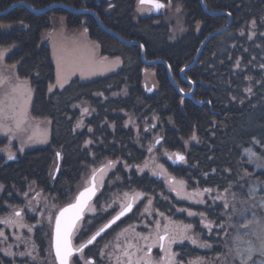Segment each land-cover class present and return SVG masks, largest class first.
<instances>
[{
  "label": "trees",
  "instance_id": "obj_1",
  "mask_svg": "<svg viewBox=\"0 0 264 264\" xmlns=\"http://www.w3.org/2000/svg\"><path fill=\"white\" fill-rule=\"evenodd\" d=\"M170 1L160 0L163 4ZM19 2L35 9L60 3L93 11L105 28L124 40L140 42L145 59L167 62L174 81L183 90L189 86L180 79L179 71L192 62L205 37L222 29L228 21L224 15H207L199 0H184L186 33L171 42L170 27L163 16H137V0H0V11ZM203 2L211 12L229 13L232 22L224 34L206 43L196 65L185 74L195 83L193 99L206 102L202 106H196L191 99H185L181 105L182 98L170 84L165 66L146 67L138 47L119 42L89 14L55 8L36 15L18 6L0 16V24L14 26L9 31L0 30V49L15 47L5 63L16 65L18 78L27 81L33 90L30 116L49 122L45 146L12 160L0 155V216L6 214L4 204L22 207L23 222L34 225L32 242L38 259L45 262L49 258L55 264L52 227L45 219L72 202L94 170L112 162L114 168L97 173L105 175L106 181L98 187L90 204L93 211L86 210L72 236L75 247L86 243L120 210L125 193L129 196L139 193L152 201L156 214H177V219L191 224L192 236L198 240L194 238L195 244L189 240V244L174 247L178 261L221 264L226 243L222 236L224 224L219 217L222 207L217 205L213 211L205 206L199 213L209 227H202L199 219L178 213L193 207L175 201L161 179L138 170L147 159L154 136H160V150L184 153L187 167H172L165 161L163 165L189 188L226 191L238 184L242 173H247L256 187L264 185V170L254 172V165L243 159V152L254 147L256 155L264 160V0ZM54 17L64 18L68 30L83 28L84 37L94 45L98 55L118 58L120 67L88 82L72 78L50 93L49 88L55 82L53 53L43 35L52 28L50 19ZM197 24L203 25L198 33ZM146 68L154 71L156 81L155 90L149 93L143 89ZM82 109L88 110L89 117L84 128L76 131ZM149 126L153 129L149 130ZM193 134L195 140L191 138ZM26 194L40 197L43 207L29 212L22 198ZM110 202L114 207L106 210ZM142 208L139 204L135 206L129 215L84 248L82 254L74 255L73 261L83 256V261L91 259L93 264H117L120 252L113 245L125 240L118 239L120 234L138 230L143 220ZM43 210L44 215L40 216ZM199 243L210 246L202 250ZM161 253L156 249L154 259L159 260ZM0 264L36 263L27 257L9 259L0 253Z\"/></svg>",
  "mask_w": 264,
  "mask_h": 264
},
{
  "label": "rangeland",
  "instance_id": "obj_2",
  "mask_svg": "<svg viewBox=\"0 0 264 264\" xmlns=\"http://www.w3.org/2000/svg\"><path fill=\"white\" fill-rule=\"evenodd\" d=\"M183 1L184 0H171L169 3L166 4V7L163 9L162 15L165 19V23H167L170 27V41L175 42L177 41L184 33H186L185 29V22H186V14L183 8ZM152 10H138V0L136 4V13L139 17H147ZM209 11V10H208ZM211 12V11H210ZM50 23L52 28L46 32L44 36V40H47L52 46V53H53V65L55 70V82L51 86V92L61 89L62 87L57 83V57L60 56L63 52L68 50H75L79 54H86L88 51L94 53L93 60L95 63L89 66L86 62L81 63L79 67L75 68L74 71H69L68 79L66 82L63 83V86L72 79L78 78L83 82H88L96 78L104 77L116 71L121 63L118 58H102L96 52V49L93 44H91L85 37H84V29H76V30H68L65 24V20L62 17H54L50 19ZM14 26L0 24V30L2 31H9ZM197 33L200 29L203 28L202 24H197ZM225 33V32H224ZM223 33V34H224ZM15 47L12 46L7 49H0V52L4 53L2 59H0V96H3L5 93H11V89L16 84H23L27 83L28 87L31 89V98L26 105L27 115L25 118V122L22 124L20 130H16L14 123L11 120L5 122L4 128H0V155L8 158V154L11 153L16 157L17 155H23L25 152L37 148L43 147L48 143L49 138V122L45 120H38L32 118L30 116V107L33 99V90L29 86L27 81L21 80L18 78L16 74V65H7L5 63L6 58L12 52ZM147 60V59H146ZM83 73V75L81 74ZM144 84L143 89L149 93L155 90L156 88V81L154 71L152 69H147L144 72ZM178 85V84H177ZM181 89V88H180ZM183 92H187L190 90H183ZM80 109V108H79ZM82 111V116L80 120L77 122L75 130L80 131L84 128V121L89 117V112ZM79 125V126H78ZM11 128V131L8 129ZM153 128L149 126V130ZM148 131V130H146ZM7 132V134H5ZM31 137V139H30ZM46 138V143L38 142L39 140ZM157 140L159 143H157ZM160 141L161 137L157 136L153 138L151 151L148 152L147 159L143 162L141 166H139L138 170L141 173H148L151 177L161 179L166 187V191L172 196V198L180 203H184L187 206L193 207L192 210L183 209L184 211H179V215H182L185 218H196L200 220L201 226L204 227V215H200L199 213L206 207H211L210 209L214 208L217 205L222 207V211L219 214L222 223L224 224V228L222 230V236L226 243L223 244V256L219 260L225 264H239L238 260H234L233 257L235 256L234 248L239 245L241 249H245L249 246V242H251L257 249V252L260 248V239L264 238V185L261 188L258 186L256 187L254 183H251V180L248 177L247 173L241 174V180L238 182L237 185H231L228 190L226 191H208L205 192L204 190H198L196 188H189L186 182L181 189L179 185V181H182L175 176H172L166 167L163 165L164 161L171 165L172 167H187L185 164V159L183 162H175V157L173 159H169L168 157L173 153L165 152L160 150ZM179 153L183 156L184 153L182 152H174ZM243 159L249 164L254 165V172H257L258 169L264 170V160L260 159L259 156L256 155L254 147L246 149L243 152ZM158 166L162 167L167 176L163 174L153 175V172L159 173ZM115 165H112L110 168H106L110 170L114 168ZM105 173V172H104ZM103 174V173H102ZM100 175V174H99ZM101 177V178H100ZM168 178L173 180V184L170 185L168 183ZM106 181V176H97L96 185L98 187H102V185ZM86 185V183H85ZM175 187L177 191L180 192V196L184 198H179L177 195V191H173L172 188ZM235 187V188H234ZM32 190L29 191V193ZM195 193H202V195H194ZM132 196V195H131ZM130 196V197H131ZM25 204L28 205L29 212L33 213L38 207H43V201L40 200V197L37 196H30L26 194L22 197ZM133 208L138 204L143 206L141 212V218L143 219L137 226L136 232L133 231V234L125 233L122 237L118 236V239L125 240L121 242V244L113 245V249L118 251V249L124 248L127 244L132 243L136 245L137 242L140 245H147L151 244L152 240L149 239L145 241L140 239L143 236H151L156 230V223L158 222L161 227L165 224H175V225H185L188 224L183 222L181 219H177V214L172 215H160L156 214L152 211V201L146 199V196H140L139 199L132 201ZM150 202V203H149ZM4 209L6 214L0 216V218L7 217L11 215L16 210H22L21 206H14L10 207L8 204H4ZM114 207V203L110 202L106 210L111 209ZM198 208V210L196 209ZM55 209V208H54ZM53 210V207L51 211ZM56 212L53 214V217L45 219L48 225L53 224V220L55 217ZM178 211V210H177ZM188 211L195 213L193 216L188 215ZM44 215V210L42 211V215ZM50 215V214H49ZM146 217V218H145ZM156 217V220L154 219ZM145 218V219H144ZM203 221V223H202ZM147 223V224H145ZM25 227H4L0 225V229H2L7 236V240H0V253L9 259H23L27 257L29 261L35 262L36 264H52V261L48 258L47 261L43 262L42 260L38 259L37 256V249L32 242V231H28V226L24 222ZM212 225V223H211ZM210 225V227H211ZM139 229H143V232H140ZM219 228H216V230ZM193 228L187 233L190 237V240H194L195 237L192 236ZM214 235L217 237V232H214ZM131 237V238H130ZM129 239V240H128ZM130 239H132L130 241ZM198 240V238H195ZM203 239L200 236V240ZM217 239V238H215ZM204 240V239H203ZM122 241V240H121ZM130 241V242H129ZM189 240H184L182 243H175L171 245L172 251L174 252L175 246H181L185 243H188ZM189 244V243H188ZM205 244V243H204ZM216 245L215 243H212ZM192 245V244H190ZM202 243H199V249H206L207 247H202ZM193 246V245H192ZM159 246H155L152 248L151 258L155 261L153 254ZM134 249V248H133ZM160 249V248H159ZM135 250V249H134ZM5 251L9 252V255H5ZM31 253L33 258L29 256H21L20 253ZM14 253L15 255H11ZM145 253H139V255H144ZM161 257H166V253H161ZM76 256V255H75ZM254 259L257 260V264L261 257L254 256ZM78 262L84 263V261L78 257ZM55 263V261H54ZM197 264H207V262L200 260L197 261Z\"/></svg>",
  "mask_w": 264,
  "mask_h": 264
},
{
  "label": "snow or ice",
  "instance_id": "obj_3",
  "mask_svg": "<svg viewBox=\"0 0 264 264\" xmlns=\"http://www.w3.org/2000/svg\"><path fill=\"white\" fill-rule=\"evenodd\" d=\"M165 5L160 2V0H138V10H160L164 8ZM255 23V22H253ZM251 38V37H249ZM143 47V45H141ZM93 55L91 51H88L86 54H79L75 50H68L63 52L60 56L57 57V83L63 87V83L69 78V71H74L75 68L79 67L81 63L86 62L89 66L93 65L95 61L93 60ZM4 56L3 52H0V59ZM183 71V69H181ZM83 75V73H81ZM51 91V87L49 88ZM251 91V89H248ZM31 98V89L28 87L27 83L16 84L12 89L11 93H5L3 96H0V128H4L5 122L11 120L16 130H20L22 124L25 122L27 115L26 105ZM88 110L84 109L86 113ZM79 126V125H78ZM12 129L9 128L8 131ZM7 134V132L5 133ZM193 140L196 139L195 134L191 137ZM31 139V137H30ZM38 142L46 143V138L39 140ZM157 143L159 141L157 140ZM151 151V149H149ZM60 153H57L59 158ZM175 157V162H183L184 156L179 153H173L168 158L173 159ZM14 155L9 153L8 159H14ZM112 167V162H108L104 167L96 169L93 171L91 177L86 181V187L83 191H80L79 194L75 197L74 202H70L66 207L59 209L58 213L55 214V230L54 238L52 242V248L55 252V259L58 264H79L78 261H73V256L82 254L84 248L87 245L92 244L97 236L100 235L104 228L110 227L112 223H115L116 220H119L127 212L132 211L133 202L139 199L140 194L134 193L131 197L128 193L124 194V201L120 204L119 213L110 221L109 224L105 225L104 228H101L97 231L90 239L87 240V243L81 244L78 247H74L72 244V236L77 230V225L80 220L84 218L85 210L93 211L90 207L92 197L95 196L97 185V173H104L106 168ZM159 173L153 172V175L163 174L167 176L165 170L158 166ZM168 183L173 184V180L168 178ZM181 189L184 185V181H179ZM173 191H177L175 187L172 188ZM205 192L210 191V189H204ZM179 198H184L180 196V192L177 191ZM194 195H202V193H195ZM150 203V202H149ZM31 210V209H29ZM181 211H184L181 209ZM189 216L195 215V213L188 211ZM202 215V214H201ZM51 220V217L49 218ZM203 223V221H202ZM0 225L4 227H25L23 222V214L20 210H16L11 215L0 218ZM209 227L208 224L204 225ZM33 226H28V231H32ZM191 224L185 225H169L165 224L163 227L157 222L156 230L151 236H143L140 239L148 241L152 240L151 244L140 245L138 242L136 245L132 243L127 244L124 248L118 249L120 255L117 257V264H183L182 261L176 259L177 253L172 251L171 245L175 243H182L184 240H190V237L187 233L191 230ZM0 240H7V236L4 231L0 229ZM193 244L196 243L195 240H191ZM159 246L162 252L166 253V257H161L159 260L153 261L151 258L152 248ZM202 247H209L210 245L203 244ZM135 250H131V249ZM235 256L234 260H238L239 264H257V260L254 259V256L261 257L259 264H264V238L260 239V248L257 252L256 247L249 242V246L245 249H241L239 245L234 248ZM139 253H145L144 255H139ZM5 255L10 253L5 251ZM11 255H15L11 253ZM20 255L23 257L25 255L33 258L31 253L22 252ZM103 255V253H102ZM83 259V256H81ZM84 264H93L91 259H84ZM189 264H197V262H189Z\"/></svg>",
  "mask_w": 264,
  "mask_h": 264
},
{
  "label": "water",
  "instance_id": "obj_4",
  "mask_svg": "<svg viewBox=\"0 0 264 264\" xmlns=\"http://www.w3.org/2000/svg\"><path fill=\"white\" fill-rule=\"evenodd\" d=\"M199 2H200V6H201V8H202V10L207 14V15H209V16H219V15H224V16H227L228 17V21H227V24L222 28V29H219V30H216V31H213V32H211L209 35H207L206 37H205V39L202 41V43L200 44V47H199V49H198V51H197V53H196V55H195V57L193 58V60H192V62L190 63V64H188V65H186L185 67H183L182 69H183V71H179V77H180V79L183 81V82H185L189 87H190V90L189 91H187V92H183L181 89H180V87L177 85V83L174 81V79H173V77H172V74H171V70H170V66H169V64L167 63V62H165L164 60H146L145 59V53H144V47H141V43L140 42H138V41H130V40H124V39H122L120 36H118L116 33H114L112 30H109V29H107V28H105L103 25H102V23H101V21H100V19H99V17H98V15L96 14V13H94L93 11H91V10H86V9H73V8H71V7H68V6H66V5H64V4H60V3H54V4H51V5H48V6H46L45 8H42V9H35V8H33V7H31V6H29L28 4H26V3H22V2H19V3H15V4H13V5H11L10 7H8L7 9H5V10H3V11H0V16L1 15H4V14H6L7 12H9L10 10H12L13 8H15V7H18V6H22V7H24V8H26L28 11H30L31 13H33V14H36V15H39V14H44V13H46V12H48V11H50V10H52V9H55V8H60V9H63V10H65V11H67V12H69V13H72V14H89V15H91L93 18H94V20H95V22L97 23V25L103 30V31H105L106 33H108V34H110V35H112L113 37H115L119 42H121V43H123V44H126V45H131V46H136V47H138L139 49H140V59H141V62H142V64H144L146 67H150V66H155V65H163V66H165V68H166V74H167V77H168V80H169V82H170V84L172 85V87L177 91V93L179 94V96L182 98V102H181V105H182V103H183V101L185 100V99H191L192 101H193V103L196 105V106H202L203 104H205L206 102H200V101H195L194 99H193V97H192V95H193V93H194V90H195V83H193L192 81H190L188 78H186L185 77V74H186V72L187 71H189V70H191L195 65H196V63H197V61H198V58H199V55H200V53H201V51H202V49H203V47L206 45V43L210 40V39H212V38H214V37H216V36H219V35H221V34H223L224 32H226L228 29H229V27H230V25H231V22H232V17H231V15L229 14V13H227V12H222V11H218V12H210V11H208L207 10V8L205 7V5H204V2H203V0H199ZM87 186V185H86ZM85 186V187H86ZM83 189L84 188H82L80 191H83ZM79 191V192H80ZM79 192L76 194V196L79 194ZM97 192H98V189L96 190V194H95V196H93L92 197V200H91V203H92V201L94 200V198L96 197V195H97ZM75 196V197H76ZM74 200H75V198H74ZM74 200L72 201V202H74ZM90 203V204H91ZM68 205V204H67ZM67 205H65V206H63V207H66ZM62 208V207H61ZM133 209V208H132ZM87 210V209H86ZM86 210H85V212H86ZM59 211V210H58ZM58 211H57V213H58ZM120 211V210H119ZM119 211L115 214V215H113L101 228H104V226L105 225H107V224H109L110 223V221L119 213ZM56 213V214H57ZM131 213V211L130 212H127L124 216H122L119 220H116L115 221V223H112L111 224V226L110 227H106V228H104V231H102L101 233H100V235L99 236H97L96 237V239H98L101 235H103L107 230H109L112 226H114L117 222H119L120 220H122L123 218H125L127 215H129ZM81 221V220H80ZM80 221L78 222V224L80 223ZM78 226V225H77ZM100 228V229H101ZM99 229V230H100ZM54 230H55V217H54V220H53V224H52V232H51V250H52V254H53V257H54V261H55V264H58V262L56 261V259H55V252H54V249L52 248V242H53V238H54ZM98 230V231H99ZM94 235V234H93ZM92 235V236H93ZM91 236V237H92ZM90 237V238H91ZM89 238V239H90ZM95 239V240H96ZM94 240V241H95ZM93 241V242H94ZM87 243V242H86ZM85 244V243H84ZM93 244V243H92ZM92 244H89V245H87V247H89L90 245H92Z\"/></svg>",
  "mask_w": 264,
  "mask_h": 264
},
{
  "label": "flooded vegetation",
  "instance_id": "obj_5",
  "mask_svg": "<svg viewBox=\"0 0 264 264\" xmlns=\"http://www.w3.org/2000/svg\"><path fill=\"white\" fill-rule=\"evenodd\" d=\"M164 5H165V7H166V4H165V3H164ZM165 7H164V8H165ZM164 8H162V9H160V10H152V11L150 12V14H151V15H159V14H162V13H163L162 11H163ZM101 236H102V235H101Z\"/></svg>",
  "mask_w": 264,
  "mask_h": 264
}]
</instances>
